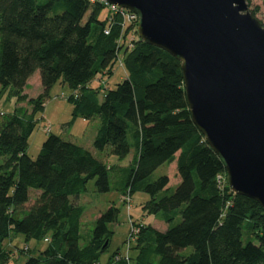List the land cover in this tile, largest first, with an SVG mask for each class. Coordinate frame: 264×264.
I'll use <instances>...</instances> for the list:
<instances>
[{"label":"trees","instance_id":"obj_1","mask_svg":"<svg viewBox=\"0 0 264 264\" xmlns=\"http://www.w3.org/2000/svg\"><path fill=\"white\" fill-rule=\"evenodd\" d=\"M244 1L249 7L251 0ZM103 8L89 0H0V87L11 88L18 103L31 109L17 108L0 120V264L9 260L4 242L12 234L26 241L47 239V248L23 264H100L109 243L107 227L118 211L110 207L102 213L87 239L81 232L84 209L75 201L91 180L98 193H107L109 168L82 146L52 134L34 160L26 155L34 117L58 82L76 94L67 98L73 119H99L96 151L125 158L130 129L136 156L121 198L140 190L149 196L145 215L165 213L164 232L133 225L138 234L129 251L131 264H264V208L234 195L228 185L220 190L217 178L226 176L224 167L191 121L175 59L137 38L122 59L126 78L96 102L89 84L99 72L111 73L106 69L116 64L120 36L118 25L104 34L108 14L98 21ZM98 61L101 71L95 68ZM36 71L43 91L28 99L23 90ZM173 162L180 182L173 193L158 197L168 191V177L145 181ZM30 191L38 195L22 213ZM244 222L257 246L243 243ZM186 248L192 253L180 255ZM119 255L105 264H125Z\"/></svg>","mask_w":264,"mask_h":264},{"label":"water","instance_id":"obj_2","mask_svg":"<svg viewBox=\"0 0 264 264\" xmlns=\"http://www.w3.org/2000/svg\"><path fill=\"white\" fill-rule=\"evenodd\" d=\"M104 1L136 14L138 39L180 64L191 121L230 191L264 208V26L246 2Z\"/></svg>","mask_w":264,"mask_h":264},{"label":"rangeland","instance_id":"obj_3","mask_svg":"<svg viewBox=\"0 0 264 264\" xmlns=\"http://www.w3.org/2000/svg\"><path fill=\"white\" fill-rule=\"evenodd\" d=\"M257 8V12L254 15L255 18L264 26V0H251L248 7V11L252 12ZM108 14L107 9L103 8L98 16V21L103 22L105 16ZM108 16H106L107 19ZM87 16L84 18L86 21ZM96 32V25L92 24V35ZM130 33L126 36V41H130L132 46L129 47L128 43L123 41V47L121 48V57L123 59L124 52H129L133 49V41L136 40L137 33ZM126 44V45H125ZM131 48V49H130ZM95 68L101 71L99 67V61L96 62ZM111 73L109 75L98 74V76L89 84L96 94V102L100 103L103 99L104 93L107 90H113L115 86L121 83L126 78V72L124 67H120L119 63L110 64L107 69ZM39 77V72L36 73ZM33 76L31 80L32 89L28 92L27 98L33 99L36 94L42 93V87L40 81L38 84L35 82ZM73 90L67 85H63L60 82L51 87L48 98L44 101V110L42 113L35 115L36 127L28 140V148L26 155L34 160L48 134L55 135L64 141L72 142L83 148L90 150L94 157L104 163L108 170V179L110 190L107 193H98L95 188V181L91 180L86 184L85 190L80 194L78 204L83 207L84 213L81 219V232L84 238L89 239L91 231L94 228L96 219L104 213L108 208L114 207L118 212L114 222L108 225L107 229L110 232L109 243L106 251L100 257V264L110 259L114 253L123 254L126 251L127 245H129V238L132 233L134 224L152 225L160 232H164L168 228V224L165 222V213L159 212L156 215H145L142 206L149 200V196L135 190L130 198L129 204L121 201V192L127 182L129 172L134 164H131V156H136V145L131 134L130 129L127 131V141L130 147V152L125 158H117L109 153L108 150L103 152L96 151L92 142L95 138L96 129L99 127V119L95 118L83 122L80 117L72 118L73 105L67 101L69 96H75ZM20 108L17 99L11 94V88L4 91L0 87V113L2 116L0 120L5 116L11 114L17 108ZM22 108L31 110L30 106L25 102ZM49 131V132H48ZM168 177L169 184L167 186L168 191L166 193H160L158 197L165 194L169 195L174 192L175 188L180 182V179L176 171V163L163 164L145 181L150 183L155 181L159 177ZM220 190L228 185L226 176H222L221 180L217 183ZM37 194H31L30 200L25 207L22 208V213L29 209L33 203ZM179 216L173 221V225L179 222ZM249 224L244 222L242 225V241L243 243L252 242L257 246V242L248 230ZM11 241L4 242V249L9 251V260L7 264H23L26 258L36 257L40 252L47 248V239L39 241L28 240L21 235H11ZM134 244V241L130 242V247ZM130 251V250H129ZM192 253L191 248H186L180 251V255L187 256Z\"/></svg>","mask_w":264,"mask_h":264},{"label":"built area","instance_id":"obj_4","mask_svg":"<svg viewBox=\"0 0 264 264\" xmlns=\"http://www.w3.org/2000/svg\"><path fill=\"white\" fill-rule=\"evenodd\" d=\"M90 3L95 4L96 2L103 5L105 9L108 11V18H107V27L105 28L104 34L107 36L110 32V29L114 25H118L120 27V36L117 41V48H116V63H119L120 67H123L122 57H121V48L123 47V41L129 44V47L132 46L130 41H126V36L130 33V37H132L133 32L136 33L137 26L139 23V18L136 14L120 8L115 5H110L104 0H89ZM126 45V44H125ZM131 49V48H130ZM220 177L217 178V183L220 181ZM126 204H129L130 198L128 195H125L121 198ZM138 234V228L133 226L132 233L129 240V245H127L126 251L123 254L119 255V258L123 259L125 264H131V260L129 257V250H130V242L135 241L136 235Z\"/></svg>","mask_w":264,"mask_h":264},{"label":"crops","instance_id":"obj_5","mask_svg":"<svg viewBox=\"0 0 264 264\" xmlns=\"http://www.w3.org/2000/svg\"><path fill=\"white\" fill-rule=\"evenodd\" d=\"M36 73H37V71L27 80V82H26V85H25V87H24V90H23V95H28V92L29 91H31V89H32V84H31V80H32V78H33V76H36L35 77V82L38 84V82L40 81V75H39V77H37V75H36ZM40 95V94H39ZM38 94H36V97L37 96H39ZM35 97V98H36ZM25 104V102H22V103H19V106H23ZM19 108V107H18ZM30 111V110H29ZM83 122H85L84 120H83ZM96 133H97V129H96ZM96 133H95V135H96ZM93 143V142H92ZM87 149V148H86ZM88 151H90V150H88ZM91 152V151H90ZM92 153V152H91ZM133 158H134V155H132L131 156V159H130V162L133 160ZM37 194L38 195V192H35V191H30V195L31 194ZM79 198V197H78ZM76 199L75 201H76V203L78 202V200L79 199ZM78 204V203H77ZM79 205V204H78ZM152 228H154L152 225H150ZM154 229H156V228H154ZM157 230V229H156ZM166 231V230H165ZM106 263V262H105Z\"/></svg>","mask_w":264,"mask_h":264}]
</instances>
